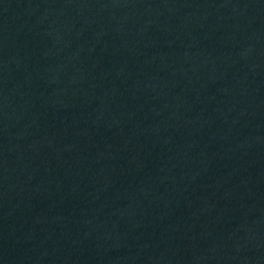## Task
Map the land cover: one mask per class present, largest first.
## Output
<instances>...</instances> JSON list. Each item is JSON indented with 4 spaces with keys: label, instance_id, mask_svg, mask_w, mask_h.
Here are the masks:
<instances>
[{
    "label": "water",
    "instance_id": "95a60500",
    "mask_svg": "<svg viewBox=\"0 0 264 264\" xmlns=\"http://www.w3.org/2000/svg\"><path fill=\"white\" fill-rule=\"evenodd\" d=\"M0 264H264V0H0Z\"/></svg>",
    "mask_w": 264,
    "mask_h": 264
}]
</instances>
